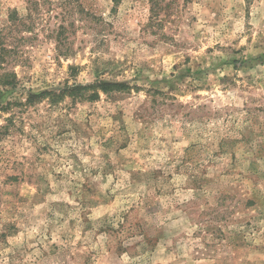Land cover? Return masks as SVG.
Listing matches in <instances>:
<instances>
[{
    "label": "rangeland",
    "instance_id": "obj_1",
    "mask_svg": "<svg viewBox=\"0 0 264 264\" xmlns=\"http://www.w3.org/2000/svg\"><path fill=\"white\" fill-rule=\"evenodd\" d=\"M0 43V264H264V0H0Z\"/></svg>",
    "mask_w": 264,
    "mask_h": 264
},
{
    "label": "trees",
    "instance_id": "obj_2",
    "mask_svg": "<svg viewBox=\"0 0 264 264\" xmlns=\"http://www.w3.org/2000/svg\"><path fill=\"white\" fill-rule=\"evenodd\" d=\"M2 44L3 43H0V62L2 61V59H1V56L4 54V53H8V50H6V49H4L3 47H2ZM7 76V75H6ZM3 78V80H1L0 81V87H6V86H8V85H12V83H13V81L11 80H9V81H7V80H4V77H2Z\"/></svg>",
    "mask_w": 264,
    "mask_h": 264
}]
</instances>
